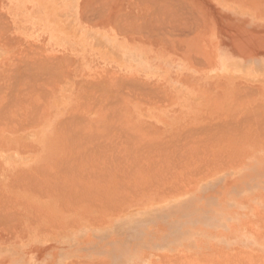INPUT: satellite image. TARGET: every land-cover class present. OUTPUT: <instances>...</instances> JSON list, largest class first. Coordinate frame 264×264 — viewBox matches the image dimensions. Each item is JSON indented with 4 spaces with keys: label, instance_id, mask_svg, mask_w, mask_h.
<instances>
[{
    "label": "rangeland",
    "instance_id": "1",
    "mask_svg": "<svg viewBox=\"0 0 264 264\" xmlns=\"http://www.w3.org/2000/svg\"><path fill=\"white\" fill-rule=\"evenodd\" d=\"M11 1L13 0H10L9 2ZM79 1L80 2L78 3V7H77L78 13L76 14H77V18L82 24H84L87 27H90L91 29L98 28L101 30L111 31L112 33L117 34L119 37H123L124 39L128 40L132 44L134 43L141 44L140 45L141 49L144 50L145 48L148 51V55L150 59H154L156 57L154 54L158 55L155 62L156 61L160 62L161 71H166V72L175 71L176 73H179L181 75V78L176 77L175 81L177 80L179 82V84H176V86L177 85L181 86V87L178 86V88L176 87L177 88L176 90L181 91L182 93L181 95L183 96V99L185 98L181 102L182 108L186 110L191 109L192 107L190 106L189 102L194 100V98L191 97V95L185 93L186 92L184 91L185 86L196 88L200 92V95L206 98L208 105L206 109L201 111L198 115H193L191 117L187 115L171 116L169 118H166L165 124H163L164 123L163 122L161 123V125H152V124L144 123V125L141 128L138 127L139 129L138 135L141 136L137 137L138 138L137 142H135V140L132 141V135H130L131 133L127 135L128 139L130 138L128 142V146H129L128 149H130L131 151L130 154V152L127 149V154H129L130 157L128 156L124 159L109 158L105 156H96L94 158H87V159L66 158V159H61L59 161H54L53 163L48 162V164L45 165L44 167L36 166L31 171H27V172L21 171L17 173L13 177V179L15 178L13 180L14 188L10 190L0 189L1 191L0 192V202H1L0 203L1 206L0 235H14L16 240H20L23 237L30 236L32 240L29 241L32 244H34V242H36L37 244L34 246L32 245L33 246L32 249H23L21 248L22 246H17L16 249L19 250L21 253L23 252L21 255L22 260L19 264H38V263L59 264L58 263L59 258L61 259V257L63 256V254L61 253L62 251L60 249H54L53 246L50 247L48 246L47 248L45 247V245H47L48 242L53 240L51 236H54L55 234L66 238L67 237L76 238L77 236H80V238L87 240L88 234L94 233L93 230L94 228L103 227L104 224H106L107 222L114 221L119 216L126 214L128 211L130 212L131 209H135L138 204H142L147 201H151L155 203L156 206L160 204H164V208H162L158 212V214L146 220L145 222H143V218L141 216L142 214L136 216V218L138 219L140 218V221H138L140 225L137 236V242L139 246L141 245V247H143V249H140L141 252L133 256L134 257L133 261H132L133 257H131V259H129L128 264H181V263L182 264H197V263L198 264H264V250H263L264 249V162H263L264 161V132H263L264 131V127H263L264 99L259 93L251 89L249 90L247 88L245 90L244 87L247 84H243L240 82L242 81L240 79L241 78L243 79V77H245L247 74H250L252 76L260 75L261 72H264V67L257 65H250V66L243 65L236 58L232 57V55L234 54L246 53L249 39L253 40V39L264 38V28H263L264 25L253 23V22H264V0H160V4H159V0H156L157 2H154V0L153 1L150 0L152 2L151 5H149L148 1L147 3L144 1L146 3L145 6H142L144 5L142 0L141 1L140 0L137 1L136 0H91L92 3H90V0L87 1L79 0ZM52 2L53 0H50L47 3L52 4ZM164 4L165 6H163ZM146 5L150 6L151 8H154L156 12L155 11L153 12L152 11L153 9L147 7ZM5 6L6 3L3 0H0V21L2 20L1 22L5 23V24L0 23V28H2L0 30L2 31L4 29L5 31V33H3L2 36L0 37H7L8 34L11 35L12 32L11 19L9 15L4 12ZM161 8L165 13L162 11ZM95 9H98V11ZM101 9L103 10V12ZM157 9H161L160 11L163 13L157 11ZM100 10L101 13L106 15L103 14L101 15ZM132 10H134V12ZM236 10L241 11L240 15H246L251 17L255 16L256 17L255 20L252 21L250 25L255 26L256 28L249 29L248 23L244 24V26L237 24V21L240 22L243 21L241 19L238 20L234 18L236 14H232V12H235ZM96 11L97 13H95ZM131 11L133 14L131 13ZM243 12L245 14H242ZM91 13H93V17ZM114 13H116L117 15L115 16ZM198 13H201L200 15L202 19L200 18V15ZM248 13H251L252 15H248ZM96 14L98 15L95 16ZM151 14L154 17V20H156L157 22L159 21L158 23L161 26L156 24L157 22L152 19L153 17L151 16ZM82 16H85L86 19L85 17L82 18ZM107 16H109V18ZM103 17L104 19L101 20ZM110 17L111 18L115 17L116 19L114 20H118L117 17H120L118 20L119 23L118 21H114L113 19L111 20H113L114 23L113 21L112 24L107 23L105 19H110ZM193 17L197 21L196 20L194 21ZM147 18L150 20L152 26H153V22H156L155 24L157 25V27L156 25H154V27L151 28L150 22H147L149 21L147 20ZM168 18L169 19L171 18V20H169ZM119 24L121 26H124L126 29L128 28L129 32L122 30L123 27L121 28ZM140 24L142 26H140ZM2 25L3 27H1ZM113 25L116 26V28L120 27L121 29L118 28L116 30V28H114ZM143 25L150 26L148 27L149 32L145 30L146 27L144 29L142 28ZM130 26L132 27V29L130 28ZM5 28H7V30ZM154 28L160 30L159 33L160 35L158 34V31L156 32V29L155 32L157 34L153 32ZM142 29L145 31L140 32L142 31ZM196 30H198V32H195ZM118 31L121 32V34ZM151 33H154L156 37ZM161 35H163L165 39ZM151 36L154 37L151 38ZM167 36L169 39L167 38ZM51 40L59 41L58 39H51ZM193 40H197L194 42V45L192 44ZM198 41L200 44L197 43ZM169 42L170 44H168ZM65 43H69V42H65ZM177 43L179 44L178 46ZM182 44L184 46H182ZM187 47L189 48V50ZM200 47L201 49H199ZM180 49H182L181 52L179 51ZM183 51L186 54L187 53L190 54L184 55L185 53ZM190 51H192V53ZM194 52L195 54L196 53L200 54L202 52L201 53L202 56H206V57H204V59L202 60L201 58L203 57H201V54L200 57H198L199 55L198 54H197L198 56L194 55L193 54ZM49 57H51L49 60H53L52 63H55V59H53L52 56H50V54ZM192 57L193 58L195 57L194 58L195 60H193ZM196 57H198L199 60ZM190 58L192 59L190 60ZM50 62L51 61H49V63ZM95 62H97L96 63L97 65L100 63L96 61V59ZM194 63H196L197 66ZM96 64L95 67L97 66ZM65 65H67V63ZM48 66L49 68H51L49 64ZM220 66L225 67L226 70L220 69L219 68ZM98 67L99 66H97L96 69L100 73L96 72L97 76L95 74L84 76L86 80L90 81L91 84L92 83L95 84V86L97 87L96 93L91 92L90 94V99L95 98V100L96 98L98 100L103 96V90L100 88L103 87L102 85L111 86L113 84L112 81L116 82V78L114 76L113 77L112 75L110 76V74L106 73L104 69ZM218 72L220 73V75L225 76L227 78L226 79L224 78V81L222 80V82L217 84L216 81H211V80H214L212 78H214ZM96 77L97 79H95ZM113 78H115V80ZM230 80L231 81L235 80L236 82L229 83ZM170 82L172 81L168 80L167 85ZM127 83L129 87L128 101L130 102L134 100L132 97L133 96L135 97V95H132L130 93L131 91L130 85L133 86L136 85L137 83L138 85L140 84L144 86L145 84L143 82H135L134 84L130 80H127ZM260 84L261 85L264 84V80L260 81ZM150 85L144 86V87L147 86L146 87L147 89L145 88L146 90L144 89L142 94L138 93V97L143 102L146 101L144 102L145 106H152L154 103H164L163 105H169L170 102L174 101L173 98H171V95L168 93L165 85L163 84H159L158 86L156 85L157 88L152 87L155 84L149 87ZM149 88L151 89L149 90ZM247 93L249 95H247ZM155 94H157V96ZM160 94L162 95L160 96ZM241 96L242 99H245L244 101L241 100L242 102H240ZM150 97L153 100L152 104L150 103L151 102ZM163 97H164V101L161 100L163 99ZM214 97L215 98L217 97L218 99V100L216 99L217 103ZM159 98H161L160 102H158ZM185 100L187 101L186 104H185ZM219 102L221 103L219 104ZM256 104L258 107L259 104L261 106L258 108ZM252 107L254 110L257 111L254 110L252 111L251 110ZM257 108L259 109V112L261 114L258 112ZM261 109L263 110V113ZM233 114L236 115V118ZM248 114L251 116L249 117ZM252 115L254 117L258 116V119L254 118ZM260 115H263V117ZM259 118H261L262 122L260 121ZM253 120L256 121V123ZM128 122H130V115ZM211 125L213 126V128H211L212 127ZM199 126L202 129H199ZM231 128H233L234 130L232 129L231 131ZM128 129L130 131V125ZM147 130L149 132H147ZM237 133L238 135H236ZM188 136L192 138L190 139ZM259 136L261 137V139ZM254 137L256 138V140ZM141 138L142 140H140ZM103 152L104 151L101 150L98 151L97 153L103 154ZM225 154L228 155L225 156ZM166 156L167 157L172 156V157L167 158ZM193 156L195 157L193 158ZM257 156H259V160ZM190 159L192 161H190ZM120 163H122V165H120ZM143 163L146 164L144 165ZM154 163L157 165L156 167ZM178 163H179V167H178ZM185 163L187 166L185 165ZM75 164H77L76 165L77 167L75 166ZM109 164L111 166H109ZM149 165H151L150 166L151 169L149 168ZM136 166L137 167L139 166L138 171ZM74 167L78 169L74 170ZM80 169L81 171L78 172ZM192 169L194 170L192 171ZM210 169L212 170L210 171ZM70 171L71 172L73 171L72 175ZM159 171L161 172L159 173ZM44 172H46V174ZM157 172L159 175H157ZM192 174H197V176ZM31 175L33 176L31 177ZM42 175L44 179H42L43 178L41 177ZM83 176H85L86 179L85 177L83 178ZM177 177L180 178L178 179ZM189 178L190 180H188ZM40 179L42 180V182ZM51 180L52 182H50ZM124 183H126L127 185H125ZM133 183L134 185H132ZM55 186H59L60 188H55ZM125 186L127 187L125 188ZM171 186L172 187L174 186V188L177 189H174ZM119 187L121 190L119 189ZM100 188L102 191H100ZM68 189L70 191H68ZM130 189L132 191L135 190L134 191L135 193L132 192ZM93 190H95L96 193ZM129 192L131 193L129 194ZM119 195L120 196L122 195V197H120V200L119 197H117ZM129 195H131L132 197ZM126 196H128V198L125 200ZM244 197L245 199L247 197V199L244 200ZM105 198L113 202H119V201L124 202L125 204H122V206L119 205L120 207H118L117 204H112L113 206L116 205L118 207L116 208V206H114L117 211L114 210L113 206L111 208V205H108L109 206L108 207L107 205L90 204L94 202H99V200L103 201L102 199ZM132 199L134 200L132 201ZM56 201L61 202L63 204L56 205L55 204ZM29 203H31V205ZM52 203L54 204L52 205ZM2 206L5 208V211L3 210L4 208ZM17 211H19V214ZM43 212L44 214H42ZM2 215L3 217H5V219L2 218ZM4 215H6L7 217ZM98 216L99 217L101 216L100 220L97 219ZM38 217L39 219H37ZM11 218L13 220H11ZM96 219L98 221L95 223L93 220ZM1 222H3L4 224H1ZM55 223L58 225H56ZM7 224L10 227L7 226ZM248 226H250V229L248 228L249 230L247 229ZM9 228H10V232H9ZM4 230H6L5 231L6 233L4 232ZM254 230L255 232H257L256 234L258 235H255L252 232ZM113 235L119 236V231H116L115 233H113ZM221 236H224L223 241ZM245 239L248 241H246ZM89 241L90 239L87 240V242ZM60 242L64 244L67 241H60ZM172 243L178 246H182L184 248L188 246L192 247L193 249H188V255H191V257L193 258L191 259L190 257L188 262L186 260V257L183 255V252H181L179 249H175L174 252L173 251L171 252V250L169 248L167 249L166 246ZM12 250L15 254L16 253L15 249ZM214 250L215 251L217 250L216 253L213 252ZM228 251L231 253H229ZM253 254L255 257L252 256ZM137 257L138 260L136 263L135 259ZM215 257H218V260L217 258L215 259ZM207 259L209 260L207 261ZM80 260L83 261H76V263L79 262L78 264H105L104 261L101 262L98 261L97 263L96 262L88 263L87 261H84L85 259H80ZM190 260H194V262H190ZM68 263L73 264L74 262H68Z\"/></svg>",
    "mask_w": 264,
    "mask_h": 264
},
{
    "label": "crops",
    "instance_id": "2",
    "mask_svg": "<svg viewBox=\"0 0 264 264\" xmlns=\"http://www.w3.org/2000/svg\"><path fill=\"white\" fill-rule=\"evenodd\" d=\"M3 1L6 3V6L4 8L5 9L4 12L6 14H8L10 19H11L12 32H11V35H8L7 37H3V39H2V37L0 38V41H1L0 42V62H1V64H0L1 65L0 66V85L2 84V87H3L5 84H7L3 88L0 86V90H1L0 94L3 91V94H2L3 96H0V97H3V98H0V102H1L0 104L3 105L5 108L8 105L7 109H5L4 107H1V105H0V107H1L0 111H2L0 114L2 115L3 110H4V114H6V112H7V115H8V117H7V115L5 116L3 114L2 117H4V118H2L0 115V122L2 123V124H0V126H1V128H0V189L10 190V189L14 188L13 177L21 171H24V172L31 171L36 166L44 167L45 165L48 164V162L53 163L54 161L66 159V157H67V159L69 157H70V159H73V158L87 159V158H94V156L96 157V156L102 155V156L109 157V158H120V157L126 158V156L127 157L129 156L127 154V149H128L127 147H128L129 139H128V136H126V134L128 135L129 133L132 132V134H131L132 135V141H134L138 137V134H139L138 127L139 126L141 128L142 127L141 125H144V123H148V124H152V125H161V123L164 122L163 124H165L166 118H169L171 116H175V115L185 116V115H187V116L191 117L193 115H198L201 111L206 109V107L208 105L206 98L201 96L200 92L196 88L187 87L185 85H184L185 86L184 91H186L185 93L191 95V97H193L194 100L189 102L190 106L192 107L191 109L186 110V109L182 108L181 102L185 98L183 99V96L181 95L182 94L181 91L176 90L179 85L176 86V84H175L176 81L174 80V79H176V76H178V78H181V75L179 73H176L175 71H168V72L162 71V73H163L162 75L165 78H168L170 81H172L168 85H165L168 93L171 95V98H173V100H174V101L170 102L169 105H163L164 103H154L152 106H145L144 102L138 97V93H141V94L143 93L144 86L140 85L142 87V88H140V86H138V84L131 86L130 93L132 95H135V97L134 96L132 97L133 99L134 98L135 99L129 102L128 97H127L129 94V87H128V84L126 82V79L122 80L123 82H121V77H123V76H120L121 74L114 75V77L118 78L117 80L120 82V83L118 82L119 84H117V86H116V84H115V86H113V85L109 86V88H108V85L103 86L105 88L101 87V89H103V90L105 89L103 91L104 96H102L98 100L97 99L95 100V98L90 99L91 92L96 93L97 87L95 86V84L91 85V82L89 83V81L86 80L84 78V76L85 75H94L98 71L95 67V64H96L95 59H93V57H86L85 55H81L78 51L72 52L71 45L69 43H64L61 40L60 41H52L51 39H49V34H48L47 26H46V21L48 18L47 12L45 11L43 6H38V3H39V5L40 4L44 5L46 3V0H13L11 2H7L5 0H3ZM240 12L241 11H239V10L232 12V14H236V16L234 17L235 19H238V20L241 19L243 21V22L237 21V24L244 26V24L248 23L249 29H255L256 27L251 26L250 23H252V21H254L256 17L254 15H253L254 17L246 16V15H240ZM242 14H245V13L243 12ZM248 15H252V14L248 13ZM253 23H255V24L258 23V24L264 25V22H253ZM87 28H90V27H87ZM263 28H264V26H263ZM109 33L111 35H113L115 38H117L119 41H125V42L128 41V40L124 39L123 37H119L117 34L112 33L111 31H109ZM14 36H15V40L10 39V38H14ZM17 37H18V39H17ZM5 38H7V39H5ZM6 41L10 42L11 45H13V46H11L10 43H8V42L6 44ZM15 41L17 43H15ZM19 42L21 45L19 44ZM30 42L32 43V46H31ZM248 42L249 43L247 44L246 53L234 54V55H232V57L236 58L243 65H249V66L250 65H257V66L264 67V38L253 39V40L249 39ZM8 44L10 45V47H7ZM33 44H35V45L33 46ZM36 44H38L41 47H38ZM140 45L141 44H138V43L132 44V46H134V49L142 50ZM25 47L27 48V50L33 49V51L30 50L31 53L26 51V53H28V54L30 53L29 54L30 59L32 58L31 56H33L34 52L37 53V54H34V57H33L36 60L28 59L29 60L28 61L26 59L28 61V66H27V61L25 62V57H26L25 56L26 55ZM40 48L43 50L44 53H42V50H40ZM38 52L42 53L43 55L40 54V56H37V55H39ZM17 53H19V54H17ZM21 54H22V56H21ZM49 54L51 56H53L54 59L57 58L55 63L57 62L56 65H58V68H56V66L54 64L53 66H55V68L52 67L50 69V72H49L48 71L49 67H47V70H46L47 72H46L45 71L46 65H44V62H46L45 64H47V63L49 64V62L47 61V59H49ZM35 55L37 56V58L35 57ZM41 56L44 57L45 61L42 62L43 57H41ZM45 56H47L48 58H45ZM23 57H24V59H23ZM26 58H28V56ZM41 58H42V60H41ZM18 59H19V61H20V59L22 61L24 60L23 62L25 64L24 63L23 64L26 65L27 68H26V66L23 67L22 61H20V64L22 66H20L19 61L16 64V61ZM66 59L68 60V62H66L67 61ZM37 60L40 61L39 63L42 64L41 66L39 65V63L36 64ZM58 60H59V62H58ZM69 60L72 61V63ZM14 61H15L16 65H13ZM31 61L35 62V68H34L33 62H31ZM29 63L30 64L32 63V67L35 69V71H34V69L32 70V68L29 66L30 65ZM66 63H67V65H65ZM156 64L160 67L159 61H156ZM63 65H65L69 70ZM14 66H15V69H14ZM17 66H20V67H17ZM38 66L40 68H42V66H43V68L41 70L42 71L44 70L46 73L39 72L40 69ZM7 68H8V71H7ZM10 68H11V70H10ZM21 68H23L24 70ZM60 69H61V71H60ZM15 70H16V72H14ZM29 70H31V71H29ZM55 70H57L60 74L58 75V72ZM11 71L13 73L12 76H14V77L10 76ZM32 71H33V73H32ZM61 72H62V74H61ZM66 72L68 74H66ZM1 73L3 74V77H2ZM40 73H42V74H40ZM49 73L52 75H50ZM18 74L20 75V79H19ZM45 74H47V75H45ZM17 75H18V78H17ZM23 75H25V78ZM29 75L31 77L32 76H34V77L31 78ZM110 75H112V74H110ZM5 76H6V78H5ZM7 76H8V78H7ZM45 76L46 77L48 76V78L46 79L47 81L45 80ZM49 76H50V78H49ZM63 76H64V78H63ZM38 77L40 79H38ZM21 78H22V80H21ZM26 78H29V79H26ZM212 79H214V80H211V81H216L217 84L222 82V80L224 81V77L222 75H220L219 72ZM13 80H15V81H13ZM38 80L43 85L38 84V83H40V82H38ZM42 80L45 84L42 82ZM58 80H60V81H58ZM24 81H25V83H24ZM32 81H33V83H32ZM26 82L28 83L29 86L26 84ZM35 82L37 85L35 84ZM137 82H139V81H137ZM123 83L125 85H123ZM13 84L15 86H13ZM16 84L17 85L19 84L20 86H17ZM21 85H23V86H21ZM34 85L36 86L35 88H34ZM44 85H46V87H44ZM118 85H119L120 89L118 88ZM256 85L260 86L261 84L259 83ZM11 86H13L14 89H12ZM26 86L28 89L26 88ZM30 86L32 88H30ZM40 86L43 87V89ZM262 86H263V90H258L256 88V86H254V87L252 86V87L256 88V89H253V91L259 93L264 99V84H262ZM20 87H21V89H24V91L26 89L27 92L25 93L23 90H20ZM22 87H24V88H22ZM39 87L41 88V90H39L40 89ZM48 87L51 89L45 90V88H48ZM179 87H181V86H179ZM252 87H250L248 89H251ZM135 88H138V89H135ZM34 89H38V90L36 91ZM33 90H34L35 94H33L34 93ZM28 91L31 93H28ZM38 91H42L43 93L42 92L40 93ZM46 91H48L47 95H46ZM109 91H111L112 94ZM112 91L115 92L116 94H114ZM16 94H19V95H16ZM27 94H29V96ZM31 94L36 95V98L33 95L31 96ZM41 94H44V96H42ZM49 96H50V99H49ZM13 97H15V98H13ZM21 97H23L24 99L23 98L21 99ZM32 97L34 98L33 100H35L36 103H35V101H31ZM37 97L40 99L38 100ZM103 97H104V99H102ZM115 97H118V98H115ZM18 98L21 100L27 99L28 101L27 100L24 102L21 100L16 101ZM120 98H125V99L121 100ZM11 99H12V101H11ZM14 99H16V100H14ZM41 99H43L44 102H42ZM7 100L8 101L10 100V101L8 102ZM14 101L16 102V105H15ZM20 101L22 104L20 103ZM30 101L33 104H30L31 103ZM38 101H40V102L38 103ZM121 101H124V104H122L123 102L121 103ZM105 102H106V104H105ZM117 102L119 105H117ZM17 103H18V106H17ZM27 103L30 106L27 105ZM34 103L36 105L40 106L39 108L42 110H39L38 106L36 108L35 107L36 105H34ZM85 103H86L87 108L85 106ZM102 103H104V104H102ZM109 103H111V104H109ZM9 105L11 107H9ZM12 105L14 106V109H13ZM41 105L43 107H45V105L46 106L48 105L46 107L48 110H45L46 108L43 109ZM99 105H100V107H98ZM108 105H109V107H108ZM15 106L17 107L18 111L15 110ZM21 106H23L22 107L23 109L19 110ZM26 106H28V107L26 108ZM31 106H32V108L34 107L33 108L34 113H33V109L31 111ZM123 106H125L127 108L124 109ZM24 108L25 109L29 108L30 110H27L28 111L27 112ZM142 108H144V109H142ZM10 109H12V110H10ZM35 109H38V110L36 111ZM125 110L128 112H126ZM15 111H16V113L17 112L18 113L17 114L14 113ZM30 111H31V113H33L34 116H32ZM45 111H47V112H45ZM11 112H13V113H11ZM21 112L22 113L25 112L24 114H26V115H24V114L22 115ZM43 112H44V114H43ZM124 112H126L125 116H123ZM122 113H123V115H122ZM13 114H15V116H17L19 114V116H17L15 118V116ZM36 114H38V115H36ZM119 114L122 116H120ZM72 115H74V116H72ZM126 115L128 117H126ZM129 115H130V122H128ZM35 116L36 117L38 116L39 119L40 118H42V119L39 120L38 117L36 118ZM82 116H83V118H82ZM24 117L26 118L27 121L24 119ZM72 117L74 118L75 121L73 119H71ZM117 117L120 118V120L123 117V120H121V122H120V120ZM68 118H70V119H68ZM60 119H61V121H60ZM111 119H113V120H111ZM86 120L89 122H87ZM17 121H21V122L18 123ZM68 121H69L70 125H69ZM114 121H115V123H114ZM16 122L18 123V125L15 124ZM85 122L88 125H86ZM21 123H22V125L25 124V125H23L25 128H23V126L20 125ZM71 123H73L72 127H71ZM82 124H83V126H85V128L83 126H81ZM100 124H101V126H105V127H101ZM113 124H115L114 127H112ZM134 124H135L136 128H134ZM108 125H109V127H108ZM129 125H130V132L128 129ZM4 126L5 127L7 126L6 130H4L5 129ZM30 126H32V127H30ZM61 126H63V127H61ZM67 126H68V128H67ZM86 126H88L89 128H86ZM92 126H93V128L96 126V128L93 129ZM118 126H119V128H118ZM64 127L66 128V130H63V129H65ZM77 127H78V130L80 128L79 131L78 130L76 131ZM17 128H18V130H17ZM81 128L84 129V134L82 133L83 130ZM110 128H113V129H110ZM121 128L124 130V132ZM124 128H127V129L125 130ZM7 129L8 130L10 129V131H8ZM72 129H74L75 131ZM118 129L120 132L118 131ZM87 130L88 131L91 130V132H93L94 134H96L98 132L99 133L97 135H94L93 136L94 138H92L91 136L93 134L89 136L90 132L88 133ZM94 130H96V132ZM105 130H107V131H105ZM85 131L87 132L86 135H88V136L85 135ZM111 132H112V134H111ZM104 133H105V136H107V137L104 136ZM76 134L78 136H76ZM107 134L109 135V139H108ZM114 134H115V136H114ZM121 134H122V137H120ZM68 135H70V136H68ZM99 135H102L101 138ZM79 136H80L79 139H81L80 140L81 142L83 140H85L82 142L83 145H80L81 142L78 140ZM114 137H116V139ZM86 138H87V140H86ZM67 139H70L72 141H70V140L67 141ZM73 139H75V140L73 141ZM89 139H90V141H92L94 139V141L90 142ZM95 139H97L98 141H100L101 139H104L105 141L102 140L99 143V142H97V140L95 141ZM111 139H113V140H111ZM109 140H111V141H109ZM116 141H118V142H116ZM76 142H77V144H76ZM86 142H88V143H86ZM93 142H95V143L92 144ZM3 143H5V144H3ZM23 143H25V144H23ZM102 143H104V144H102ZM74 144L76 147L73 146ZM11 145H12V147H11ZM87 145H89V146H87ZM111 145L114 147V149H113V147H111ZM102 146H103V148H102ZM125 146H127V147L125 148ZM108 147L110 149L111 148L112 149L110 150ZM22 148L26 149L25 152H24V149L22 151ZM29 148H30V150H29ZM124 148H125V150H124ZM101 150L104 151L103 154L97 153L98 151H101ZM85 152H87V153H85ZM115 152H117V153L115 154ZM95 154H97V155H95ZM105 154H107V155H105ZM122 154H123V156H122ZM88 155H89V157H88ZM120 165H122V163H120ZM55 188H60V187L55 186ZM102 200L103 201L94 202V203H90V204H96L97 203L96 205H98V204L99 205L100 204L101 205H107V204L108 205H111V204L119 205L122 203V202L121 203L120 202L114 203L113 201H110L106 198L102 199ZM29 204L31 205V203H29ZM53 204L54 203H52V205ZM55 204L60 205L63 203L56 201ZM123 204H125V203L123 202ZM123 216L121 215L119 217H123ZM111 223H113V221L107 222L106 224H104L103 228L102 227H97L94 229L91 228L94 230V233L89 234L90 235L89 238L92 239V240L90 239L89 242H87L84 239L81 240L80 236H77L76 238H74V237H71V238L67 237L66 238V237H62V236L55 234L54 236H51L53 238V240L48 242L47 245H45V247L47 248L48 246L49 247L53 246L54 249H60L62 251L61 253L63 254V256L61 257V259L59 258V262H58L59 264H66L68 262L81 261L80 259H85L84 261H87L88 263H95V262L97 263L98 261L99 262L104 261L105 264H128L129 259H131V257H133L135 254H138L139 252H141L140 249H143V247H141V245L139 246L138 242H137L139 225H137L136 227H133L134 228L133 231H131V230L128 231L129 229L119 230V236L115 237V235H113V233H115L116 231L112 232V231L106 229L107 226H111ZM101 228H102V230H101ZM39 239H42V238H39ZM29 240H32L30 236L29 237H23L20 240H16L14 235H0V254H1L0 263L9 264L11 262V258L9 257L10 255L8 256V254L11 253V254L15 255L12 249H16L17 246H22L21 248H23V249H32L34 245H37L36 242H34V244H32ZM57 240L59 242L60 241H67V240L68 241L73 240L75 242L70 243L67 241L66 243L62 244V243H59ZM114 249H124L125 253H123V254L118 253L117 254V252H115ZM2 253H5V254H3L4 256L2 255ZM72 253H74L75 257H71V259H67V257ZM133 260H134V257L132 258V261ZM135 260L137 263L138 257Z\"/></svg>",
    "mask_w": 264,
    "mask_h": 264
},
{
    "label": "bare ground",
    "instance_id": "3",
    "mask_svg": "<svg viewBox=\"0 0 264 264\" xmlns=\"http://www.w3.org/2000/svg\"><path fill=\"white\" fill-rule=\"evenodd\" d=\"M10 1V0H9ZM8 0H7V2H9ZM48 1H50V0H46V3L44 4V5H39L38 4V6H43L44 7V9H45V11L47 12V16H48V18H47V21H46V26H47V30H48V34H49V39H58L59 41L61 40V41H63L64 43L65 42H69V44L71 45V50H72V52L74 51H78L81 55H85L86 57H93L94 59H96V61H98V62H100L97 66H99L98 68H102V69H104L105 70V72L106 73H108V74H112V77L114 76V75H119V74H121L120 76H123V77H121V82H123L122 80H124V79H126V82H127V80H130L131 82H133L134 84H135V82H137V81H139V82H143L145 85H153V84H155L154 86H152V87H155V88H157L156 87V85L158 86L159 84H163V85H167V82H168V78H165L162 74V71H161V67H159L157 64H156V62H155V60L157 59V56L158 55H156V54H154L156 57L154 58V59H150L149 58V55H148V51L144 48V50L142 49V50H139V49H134V46H132V44H131V42H129V41H119L117 38H115L113 35H111L110 33H109V31L108 30H101V29H98V28H96V29H90V28H87L84 24H82L80 21H79V19L77 18V14L76 13H78L77 12V7H78V3L80 2L79 0H53V2H52V4H49V3H47ZM84 1V0H83ZM87 1V0H86ZM137 1V0H136ZM141 1V0H140ZM143 1V3H144V5H142V6H145V4L147 3V1L149 2V5H151V1H153V0H142ZM146 3H145V2ZM95 2V1H94ZM101 2V1H100ZM124 2V1H123ZM154 2H157L156 0H154ZM90 3H92L91 2V0H90ZM109 3V2H108ZM117 3V2H116ZM129 3V2H128ZM85 4V3H84ZM83 4V5H84ZM96 4V3H95ZM141 4V3H140ZM159 4H160V0H159ZM88 5V4H87ZM110 5V4H109ZM118 5V4H117ZM95 6V5H94ZM97 6H98V3H97ZM101 6V5H100ZM147 6V5H146ZM161 6H162V4H161ZM163 6H165V4L163 5ZM89 7V6H88ZM104 7V6H103ZM107 7H108V5H107ZM147 7H149V8H151L150 6H147ZM153 7H154V5H153ZM194 7H195V5H194ZM198 7V6H197ZM95 8V7H94ZM93 8V9H94ZM120 8V7H119ZM156 8V7H155ZM92 9V10H93ZM103 9V8H102ZM101 9V10H102ZM133 9V8H132ZM151 9H153L152 11L154 12L155 10H154V8H151ZM150 9V10H151ZM162 9V8H161ZM161 9H157V11H160ZM85 10V9H84ZM83 10V11H84ZM87 10V9H86ZM95 10H97L98 11V9H95ZM101 10H100V13H101ZM97 11L95 12V13H97ZM106 11V10H105ZM111 11V10H110ZM133 12H134V10H132ZM132 11H131V13H132ZM143 11V10H142ZM162 11H163V9H162ZM195 11H196V9H195ZM44 12V11H43ZM85 12V11H84ZM92 12V11H91ZM102 12H103V10H102ZM114 12H116V11H114ZM122 12V11H121ZM146 12H147V9H146ZM156 12V11H155ZM161 12V11H160ZM164 12V11H163ZM163 12H161V13H163ZM200 12V11H199ZM94 13V14H95ZM100 13H98V14H100ZM108 13V12H107ZM129 13V12H128ZM143 13V12H142ZM144 13H145V11H144ZM149 13V12H148ZM165 13V12H164ZM4 14V13H3ZM84 14V13H83ZM82 14V15H83ZM92 14V17H93V13H91ZM98 14H96L95 16H97ZM103 13H101V15H102ZM115 14V16L117 15L116 13H114ZM133 14V13H132ZM147 14V13H146ZM153 14V13H152ZM151 14V16L153 17V15ZM155 14V13H154ZM160 14V13H159ZM199 15L201 14V13H198ZM103 15H106V14H103ZM127 15V14H126ZM135 15V14H134ZM138 15V14H137ZM145 15V14H144ZM91 16V15H90ZM128 16V15H127ZM142 16H143V14H142ZM151 16H149V17H151ZM193 16V15H192ZM205 16V15H204ZM83 17H85V16H82V18ZM88 17V16H87ZM105 17V16H104ZM104 17L101 19V20H103L104 19ZM108 18H109V16H107ZM125 17V16H124ZM131 17V16H130ZM140 17H141V15H140ZM148 17V18H149ZM166 17V16H165ZM168 17V16H167ZM100 18H101V16H100ZM100 18H98V19H100ZM118 18V20H119V18L120 17H117ZM139 18V17H138ZM146 18V17H145ZM147 18V20H149ZM156 18H157V15H156ZM155 18V19H156ZM192 18V17H191ZM194 18V17H193ZM200 18H201V15H200ZM199 18V19H200ZM85 19H86V17H85ZM88 19V18H87ZM92 19V18H91ZM111 19H116L115 17L114 18H111L110 17V19H105L106 21H107V23H111L112 24V21L113 20H111ZM122 19V18H121ZM135 19H137V18H135ZM144 19V18H143ZM151 19V18H150ZM153 20H154V17L152 18ZM151 19V20H152ZM161 19H164V18H161ZM169 19V18H168ZM202 19V18H201ZM100 20V21H101ZM118 20H114V21H118ZM123 20V19H122ZM131 20V19H130ZM141 20V19H140ZM146 20V21H147ZM169 20H171V18L169 19ZM168 20V21H169ZM173 20V19H172ZM194 21L196 20L195 18L193 19ZM2 21V20H1ZM0 21V23L2 24L3 22H1ZM84 21H86V20H84ZM88 21V20H87ZM93 21V20H92ZM96 21V20H95ZM99 21V20H98ZM108 21H111V22H108ZM114 21H113V23H114ZM129 21V20H128ZM133 21H134V19H133ZM132 21V22H133ZM139 21V20H138ZM145 21V22H146ZM154 21H156V20H154ZM163 21V20H162ZM162 21H161V23H162ZM197 21V20H196ZM205 21V20H204ZM9 22V21H8ZM97 22V21H96ZM124 22V21H123ZM127 22V21H126ZM131 22V21H130ZM144 22V21H143ZM143 22H142V24H143ZM147 22H150V20L149 21H147ZM153 22V21H152ZM157 22V21H156ZM156 22H153V26H152V24H151V22H150V25H151V28H153L154 27V25H156V24H158V25H160L158 22L156 23ZM165 22V21H164ZM192 22V21H191ZM6 23H7V20H6ZM91 23H93V22H91ZM107 23H106V25H107ZM117 23V22H116ZM118 23H119V21H118ZM137 23V22H136ZM140 23H141V21H140ZM156 23V24H155ZM171 23V22H170ZM3 24H5V23H3ZM10 24V23H9ZM9 24H8V26H9ZM126 24V23H125ZM135 24V23H134ZM134 24H132V25H134ZM147 24V23H146ZM128 25V24H127ZM138 25H139V23H138ZM137 25V26H138ZM148 25H149V23H148ZM148 25H143V29L145 28V30H147V32H149L148 31V27H150V26H148ZM114 26V25H113ZM119 26H121L120 24H119ZM140 26H142L141 24H140ZM161 26V25H160ZM1 27H3V25L1 26ZM5 27H7V26H5ZM125 28L124 26H121V28ZM134 27V26H133ZM156 27H157V25H156ZM159 27V26H158ZM8 28H10V27H8ZM45 28V27H44ZM114 28H116V26H114ZM118 28H120V27H117L116 28V30L118 29ZM120 28V29H121ZM122 28V30H125V31H128L129 32V30H128V28L126 29H123ZM130 28L132 29V27L130 26ZM151 28H150V30H151ZM191 28H193V27H191ZM197 28H198V26H197ZM0 29H2V28H0ZM6 30H7V28H5ZM46 29V28H45ZM134 29V28H133ZM137 29V28H136ZM142 29V31H140V32H143V31H145V30H143ZM155 29L156 28H154L152 31L153 32H155ZM193 29H195V28H193ZM205 29V28H204ZM141 30V29H140ZM198 30H200V29H198ZM198 30H196L195 32H198ZM1 31V30H0ZM9 31V30H8ZM132 31V30H131ZM152 31H150V32H152ZM158 31V34L160 33V30H157L156 29V32ZM164 31V30H163ZM194 31V30H193ZM2 32V33H1ZM0 32V36H2V34L3 33H5V31H4V29L2 30ZM119 32V31H118ZM134 32V31H133ZM140 32H138V33H140ZM155 32V34H157ZM195 32H194V34H195ZM202 32V31H201ZM6 33H7V31H6ZM117 33V32H116ZM120 34H121V32H119ZM118 33V34H119ZM166 33V32H165ZM193 33V32H192ZM123 34H124V32H123ZM130 34V33H129ZM136 34V33H135ZM142 34V33H141ZM148 34V33H147ZM151 34H153L154 35V33H151ZM163 34V33H162ZM167 34V33H166ZM193 34V35H194ZM9 35V34H8ZM149 35V34H148ZM160 35V34H159ZM158 35V36H159ZM169 35V34H168ZM192 35V36H193ZM7 36V35H6ZM150 36V35H149ZM155 37H156V35H154ZM154 36H151V38L152 37H154ZM161 36H163V35H161ZM144 37V36H143ZM164 37V36H163ZM163 37H162V39H163ZM1 38V37H0ZM145 38H146V36H145ZM167 38H168V36H167ZM198 38H200V37H198ZM2 39H3V37H2ZM5 39H7V38H5ZM10 39H14L15 40V36H14V38H10ZM17 39H18V37H17ZM149 39V38H148ZM156 39H159V38H156ZM164 39H165V37H164ZM169 39V38H168ZM190 39V38H189ZM195 39V38H194ZM146 40V39H145ZM154 40V39H153ZM153 40H151V41H153ZM167 40V39H166ZM172 40V39H171ZM199 40V39H198ZM17 41V40H16ZM15 41V43H17ZM162 41H164V40H162ZM168 41V40H167ZM170 41V40H169ZM179 41H181V40H179ZM183 41V40H182ZM195 41H197V40H193L192 42V44L194 45V42ZM202 41V40H201ZM1 42V41H0ZM7 42L8 41H6V44H7ZM12 42V41H11ZM21 42V41H20ZM20 42H19V44H20ZM161 42V41H160ZM166 42V41H165ZM164 42V43H165ZM171 42V41H170ZM170 42L168 43V44H170ZM185 42V41H184ZM187 42H188V40H187ZM5 43V42H4ZM8 43H10V42H8ZM31 43V42H30ZM29 43V44H30ZM197 43H199V41L197 42ZM196 43V44H197ZM163 44V43H162ZM168 44H166V45H168ZM173 44H175V43H173ZM185 44V43H184ZM190 44H191V42H190ZM196 44H195V46H196ZM200 44V43H199ZM3 45V44H2ZM5 45V44H4ZM10 45H11V43H10ZM10 45L8 44V46L7 47H10ZM21 45V44H20ZM35 44H33V46H34ZM38 47H41V46H39L38 44H36ZM179 44L177 43V46H178ZM6 46V45H5ZM11 46H13V45H11ZM31 46H32V43H31ZM170 46H172V45H170ZM170 46H169V48H170ZM182 46H184L183 44H182ZM181 46V47H182ZM186 46V45H185ZM188 46V45H187ZM195 46H194V49H195ZM24 47V46H23ZM30 47V46H29ZM28 47V48H29ZM133 47V48H132ZM168 47V46H167ZM189 47H190V45H189ZM202 47V46H201ZM201 47L199 48V49H201ZM34 48V47H33ZM36 48V47H35ZM183 48V47H182ZM188 48V47H187ZM187 48H185V49H187ZM25 53H26V51L27 52H30V50H27V48L25 47ZM38 49V48H37ZM179 49V48H178ZM191 49H192V47H191ZM24 50V49H23ZM40 50H42L41 48H40ZM172 50V49H171ZM173 50H175V49H173ZM181 50L182 49H180L179 51L181 52ZM184 50V49H183ZM188 50H189V48H188ZM31 51H33V49L31 50ZM35 51V50H34ZM187 51V50H186ZM193 51H196V50H193ZM200 51V50H199ZM203 51V50H202ZM184 52V51H183ZM188 52V51H187ZM191 53H192V51H190ZM198 52V51H197ZM16 53V52H15ZM22 53V52H21ZM24 53V52H23ZM31 53V52H30ZM29 53V54H30ZM33 53V52H32ZM39 53V52H38ZM42 53H44L43 52V50H42ZM42 53H39V55H37V56H40V54H42ZM185 53V52H184ZM183 53V54H184ZM202 53V52H201ZM200 53V54H201ZM211 53H212V51H211ZM17 54H19V53H17ZM28 53H26V57L28 56V58H26L25 57V62L28 60V59H30L29 58V54L27 55ZM34 54H37V53H35L34 52ZM34 54H33V56H31L32 58L30 59V60H36V59H34L33 57H34ZM187 54H190V53H187ZM186 53L184 54V55H187ZM194 55H197L198 53H196L195 54V52L193 53ZM200 54H198L197 56L198 57H200ZM13 55V54H12ZM16 55V54H15ZM43 55V54H42ZM192 55V54H191ZM190 55V56H191ZM193 55V56H194ZM205 55V54H204ZM11 56V55H10ZM9 56V57H10ZM14 56V55H13ZM21 56H22V54H21ZM37 56L35 55V57L37 58ZM51 56V55H50ZM189 56V57H190ZM15 57V56H14ZM17 57V56H16ZM20 57V56H19ZM41 57H43V56H41ZM161 57V56H160ZM198 57H196L197 59H198ZM201 57H203V58H201L202 60L204 59V57H206V56H202V54H201ZM39 58V57H38ZM45 58H48L47 56H45ZM51 57H49V59H50ZM52 58H53V56H52ZM72 58V57H71ZM186 58H188V57H186ZM193 58V57H192ZM192 58H190V60L192 59ZM195 58V57H194ZM193 58V60H195ZM9 59V58H8ZM15 59V58H14ZM13 59V60H14ZM22 59V58H21ZM20 59V61H22ZM23 59H24V57H23ZM27 59V60H26ZM40 59V58H39ZM49 59H47V61L49 60ZM54 59V58H53ZM70 59V58H69ZM208 59H210V58H208ZM6 60V59H5ZM41 60H42V58H41ZM57 60V58H55V61ZM67 60V59H66ZM65 60V61H66ZM72 60V59H71ZM74 60V59H73ZM199 60V59H198ZM19 61V59L16 61V64H17V62ZM20 61H19V64H20ZM24 61V60H23ZM22 61V65H23V67L24 66H26V65H24L25 63ZM29 61V60H28ZM28 61H27V66H28ZM43 61H45L44 60V57H43V60H42V62ZM49 61H51L50 63H49V65L51 66V68H52V65L53 64H55V66H56V68H58V65H56V63H52L53 62V60H49ZM48 61V62H49ZM70 61V60H69ZM75 61V60H74ZM208 61V60H207ZM6 62V61H5ZM31 62H33V61H31ZM37 63L36 64H38L40 61H36ZM58 62H59V60H58ZM66 62H68V60L66 61ZM71 63H72V61H70ZM195 62V61H194ZM209 62V61H208ZM14 64L13 65H16L15 64V61L13 62ZM24 63V64H23ZM46 62H44V65H46V69H45V71L47 70V67H49L48 66V63L47 64H45ZM62 63V62H61ZM97 63V62H96ZM178 63V62H177ZM176 63V64H177ZM196 63H197V61H196ZM196 63H194L195 65H196ZM0 64H1V62H0ZM7 64V63H6ZM5 64V65H6ZM30 64V63H29ZM33 64H34V68H35V62H33ZM162 64V63H161ZM193 64V65H194ZM204 64H206V63H204ZM8 65V64H7ZM21 64H20V66H22ZM39 65L41 66L42 64H40L39 63ZM200 65H201V63H200ZM1 66V65H0ZM10 66V65H9ZM20 66H17V67H20ZM27 66H26V68H27ZM31 68H32V70L34 69L33 67H32V63L29 65ZM37 66V65H36ZM43 66H42V68H43ZM55 66H53L54 68H55ZM63 66H65V65H63ZM62 66V67H63ZM69 66V65H68ZM97 66H96V68H97ZM197 66V65H196ZM29 67V68H30ZM39 67V66H38ZM66 67V66H65ZM172 67V66H171ZM204 67V66H203ZM25 68V69H26ZM30 68V69H31ZM42 68H40L39 67V69H40V71L39 72H44V73H46L44 70L42 71L41 69ZM51 68H48V71L51 69ZM60 68V67H59ZM67 68V67H66ZM65 68V69H66ZM220 69H223V70H226V68L225 67H223V66H220L219 67ZM14 69H15V66H14ZM20 69V68H19ZM21 69H23V68H21ZM38 69V70H39ZM64 69V68H63ZM68 69V68H67ZM10 70H11V68H10ZM24 70V69H23ZM53 70V69H52ZM69 70V69H68ZM101 70V69H100ZM6 71V70H5ZM7 71H8V68H7ZM13 71V70H12ZM12 71H11V75L10 76H12L13 75V73H12ZM22 71V70H21ZM26 71V70H25ZM24 71V72H25ZM29 71H31V70H29ZM34 71H35V69H34ZM55 71H57V70H55ZM60 71H61V69H60ZM103 71V70H102ZM14 72H16V70L14 71ZM38 72V73H39ZM52 72V71H51ZM58 72V71H57ZM65 72V71H64ZM98 72V71H97ZM28 73V72H27ZM26 73V74H27ZM32 73H33V71H32ZM31 73V74H32ZM55 73V72H54ZM85 73V72H84ZM100 73V72H99ZM209 73V72H208ZM2 74V73H1ZM17 74V73H16ZM21 74V73H20ZM24 74V73H23ZM29 74V73H28ZM40 74H42V73H40ZM50 74V73H49ZM60 73L58 72V75H59ZM61 74H62V72H61ZM64 74V73H63ZM66 74H68L67 72H66ZM87 74V73H86ZM9 75V74H8ZM15 75V74H14ZM19 75V74H18ZM18 75H17V78H18ZM22 75V74H21ZM39 75V74H38ZM45 75H47V74H45ZM50 75H52V74H50ZM56 75V74H55ZM85 75V74H84ZM96 75V74H95ZM16 76V75H15ZM24 76V78H25V75H23ZM22 76V77H23ZM30 76V75H29ZM62 76V75H61ZM60 76V77H61ZM97 76V75H96ZM111 76V75H110ZM2 77H3V74H2ZM12 77H14V76H12ZM28 77V76H27ZM31 77V76H30ZM34 76H32L31 78H33ZM44 77V76H43ZM53 77V76H52ZM176 77H178V76H176ZM225 79L227 78V77H225V76H223ZM5 78H6V76H5ZM7 78H8V76H7ZM23 78V79H24ZM30 78V79H31ZM48 78V76L46 77L45 76V80ZM49 78H50V76H49ZM63 78H64V76H63ZM91 78V77H90ZM103 78V77H102ZM111 78V77H110ZM166 80H165V79ZM4 79V78H3ZM11 79V78H10ZM19 79H20V75H19ZM26 79H29V78H26ZM38 79H40L39 77H38ZM57 79V78H56ZM60 79V78H59ZM95 79H97V77L95 78ZM114 80H115V78H113ZM118 78H116V82L118 83L119 81L117 80ZM21 80H22V78H21ZM35 80V79H34ZM63 80V79H62ZM108 80H110V79H108ZM120 80V79H119ZM175 80V79H174ZM240 80H242V81H240L241 83H243V84H247V85H245V90L247 89V88H250V87H254V86H256V88L258 89V90H263V86L262 85H260V86H258V85H256L257 83H260V81H263L264 80V72H261V74L260 75H257V76H252V75H250V74H247L245 77H243V79L241 78ZM12 81V80H11ZM13 81H15V80H13ZM26 81V80H25ZM25 81H24V83H25ZM28 81V80H27ZM31 81V80H30ZM47 81V80H46ZM49 81V80H48ZM51 81V80H50ZM58 81H60V80H58ZM106 81V80H105ZM20 82V81H19ZM29 82V81H28ZM38 82H40L39 80H38ZM42 82H43V80H42ZM110 82V81H109ZM112 82H113V84H112ZM111 82V84L113 85V86H115V83L116 82H114V81H112ZM178 81L176 80V82H175V84H179V82L177 83ZM234 82H236L235 80H230L229 81V83H234ZM239 82V81H238ZM250 84H248V83ZM11 83V82H10ZM13 83V82H12ZM32 83H33V81H32ZM44 83V82H43ZM50 83V82H49ZM48 83V84H49ZM89 83H90V81H89ZM117 83H116V86H117ZM120 83V82H119ZM118 83V84H119ZM26 84L28 85V83L26 82ZM31 84V83H30ZM35 84H36V82H35ZM38 84H41V82L40 83H38ZM45 84V83H44ZM54 84V83H53ZM56 84V83H55ZM58 84V83H57ZM93 84V83H92ZM91 84V85H92ZM101 84V83H100ZM128 84V83H127ZM137 84V83H136ZM5 85H7V84H5ZM4 85V86H5ZM11 85V84H10ZM17 85V84H16ZM24 85V84H23ZM23 85H21V86H23ZM37 85V84H36ZM41 85H43V84H41ZM102 85V84H101ZM121 85V84H120ZM123 85H125L124 83H123ZM144 85V86H145ZM151 85L149 86V87H151ZM1 87H2V84L0 85ZM3 86V87H4ZM13 86H15L14 84H13ZM13 86H11L12 87V89H14L13 88ZM17 86H20L19 84L17 85ZM25 86V85H24ZM29 86V85H28ZM52 86V85H51ZM55 86V85H54ZM53 86V87H54ZM84 86V85H83ZM102 86H104V85H102ZM127 86V85H126ZM138 86H140V84L138 85ZM239 86H242V85H239ZM2 87V88H3ZM36 86L34 85V88H35ZM38 87V86H37ZM41 87V86H40ZM39 87V88H40ZM44 87H46V85H44ZM86 87V86H85ZM84 87V88H85ZM130 87H131V85H130ZM147 87V86H146ZM146 87H144L143 89H145ZM223 87V86H222ZM251 88V90H253V89H256V88ZM6 88V87H5ZM22 88H24V87H22ZM26 88H27V86H26ZM30 88H32L31 86H30ZM42 89H43V87H41ZM41 88L39 89V90H41ZM90 88V87H89ZM101 88V87H100ZM103 88H105V87H103ZM108 88H109V86H108ZM118 88H119V85H118ZM122 88V87H121ZM140 88H142L141 86H140ZM243 88V87H242ZM11 89V88H10ZM28 89V88H27ZM46 89H49V87L48 88H45V90ZM120 89V88H119ZM135 89H138V88H135ZM147 89V88H146ZM145 89V90H146ZM151 88H149V90H150ZM4 90V89H3ZM6 90V89H5ZM8 90V89H7ZM18 90V89H17ZM20 90H23L24 91V89H21V87H20ZM34 90H38V89H34ZM34 90H33V92H34ZM103 90V89H102ZM105 90V89H104ZM103 90V91H104ZM108 90V89H107ZM106 90V91H107ZM153 90V89H152ZM160 90V89H159ZM250 90V89H249ZM1 91V90H0ZM11 91V90H10ZM16 91V90H15ZM44 91V90H43ZM50 91V90H49ZM154 91V90H153ZM8 92V91H7ZM17 92V91H16ZM25 93L27 92L26 91V89H25V91H24ZM32 92V93H33ZM38 92H42V91H38ZM110 93H111V91H109ZM113 92V91H112ZM147 92V91H146ZM155 92V91H154ZM153 92V93H154ZM158 92V91H157ZM161 92H163V91H161ZM247 92V91H246ZM245 92V93H246ZM6 93V92H5ZM12 93V92H11ZM14 93V92H13ZM22 93V92H21ZM28 93H31V92H29L28 91ZM43 93V92H42ZM47 93H48V91H46V95H47ZM114 94H116L115 92H113ZM118 93V92H117ZM3 94V91H2V93L0 94V96H3L2 95ZM10 94V93H9ZM33 94H35V92L33 93ZM33 94H31V96L33 95ZM112 94V93H111ZM119 94V93H118ZM151 94H152V92H151ZM150 94V95H151ZM163 94V93H162ZM162 94H160V96L162 95ZM235 94V93H234ZM238 94V93H237ZM243 94V93H242ZM253 94V93H252ZM5 95V94H4ZM8 95V94H7ZM16 95H19V94H16ZM23 95V94H22ZM28 96H29V94H27ZM42 96H44V94H41ZM51 95V94H50ZM156 96H157V94H155ZM240 95V94H239ZM246 95V94H245ZM247 95H249L248 93H247ZM251 95V94H250ZM21 96V95H20ZM33 96H35V98H36V95H33ZM39 96V95H38ZM83 96V95H82ZM99 96V95H98ZM102 96V95H101ZM100 96V97H101ZM104 96V95H103ZM106 96V95H105ZM111 96V95H110ZM119 96V95H118ZM159 96V95H158ZM165 96V95H164ZM253 96V95H252ZM17 97V96H16ZM24 97V96H23ZM23 97H21V99L23 98ZM41 97V96H40ZM47 97V96H46ZM109 97V96H108ZM120 97V96H119ZM128 97V96H127ZM152 97V96H151ZM151 97H150V99H151ZM213 97V96H212ZM236 97V96H235ZM248 97V96H247ZM246 97V98H247ZM0 98H3V97H0ZM13 98H15V97H13ZM20 98V97H19ZM14 99V100H16V101H19V100H21V99ZM28 98V97H27ZM30 98V97H29ZM38 98V97H37ZM115 98H118V97H115ZM131 98V97H130ZM129 98V99H130ZM153 98V97H152ZM5 99V98H4ZM24 99V98H23ZM32 100L31 101H35V100H33L34 98L32 97L31 98ZM40 98H38V100H39ZM45 99V98H44ZM49 99H50V96H49ZM85 99V98H84ZM97 99V98H96ZM102 99H104V97L102 98ZM121 100H123V99H125V98H120ZM135 99V98H134ZM155 99V98H154ZM160 99L161 98H159L158 99V102H160ZM212 99V98H211ZM214 99L216 100L217 99V97L215 98L214 97ZM3 100V99H2ZM27 99H25V100H21V101H26ZM42 100V102H44V100L43 99H41ZM48 100V99H47ZM87 100V99H86ZM85 100V101H86ZM113 100V99H112ZM119 100V99H118ZM161 100H163L164 101V97H163V99H161ZM218 100V99H217ZM217 100H216V103H217ZM241 100H245V99H242V96H241V99H240V102H242ZM247 100V99H246ZM8 101V100H7ZM6 101V102H7ZM10 101V100H9ZM8 101V102H9ZM11 101H12V99H11ZM21 101H20V103H21ZM28 101V100H27ZM30 101V102H31ZM109 101V100H108ZM114 101V100H113ZM137 101V100H136ZM152 99H151V104H152ZM162 101V102H163ZM239 101V100H238ZM15 102V101H14ZM40 101H38V103H39ZM95 102V101H94ZM104 102V101H103ZM123 102V103H122ZM144 102H146V101H144ZM149 102V101H148ZM239 102V103H240ZM246 102V101H245ZM1 103V102H0ZM3 103V102H2ZM11 103V102H10ZM26 103V102H25ZM24 103V104H25ZM35 103H36V101H35ZM34 103V105H36ZM121 103L122 104H124V101H121ZM187 103V101L185 100V104ZM215 103V102H214ZM213 103V104H214ZM221 102H219V104H220ZM22 104V103H21ZM30 104H33L32 102L30 103ZM102 104H104V103H102ZM105 104H106V102H105ZM109 104H111V103H109ZM149 104V103H148ZM212 104V105H213ZM236 104H238V103H236ZM243 104H244V102H243ZM1 105V104H0ZM15 105H16V102H15ZM27 105H29L28 103H27ZM97 105V104H96ZM117 105H119L118 104V102H117ZM240 105V104H239ZM17 106H18V103H17ZM20 106V105H19ZM30 106V105H29ZM37 106L38 105H36L35 107L37 108ZM42 106V105H41ZM48 106V105H47ZM46 105H45V107H43L42 106V108L43 109H45L46 107H47ZM83 106V105H82ZM85 106H86V103H85ZM102 106V105H101ZM111 106V105H110ZM234 106V105H233ZM245 106V105H244ZM256 106H257V104H256ZM261 105L259 104V107H260ZM1 107H4L3 105H1ZM0 107V108H1ZM7 107H8V105H7ZM7 107L5 108V109H7ZM9 107H11L10 105H9ZM12 107H13V109H14V106L12 105ZM23 106H21L20 107V109L19 110H21V109H23L22 108ZM28 106H26V108H27ZM40 106H38V108H39ZM93 107V106H92ZM98 107H100V105L98 106ZM108 107H109V105H108ZM258 107V106H257ZM258 107V108H259ZM19 108V107H18ZM34 108V107H33ZM32 106H31V111H32ZM73 108V107H72ZM84 108V107H83ZM86 108H87V106H86ZM123 108L124 109H126L127 107H125V106H123ZM254 108H255V106H254ZM257 108V109H258ZM25 109V108H24ZM107 109V108H106ZM142 109H144V108H142ZM243 109V108H242ZM10 110H12V109H10ZM15 110H17V107L15 106ZM26 111L27 110H30L29 108L28 109H25ZM36 111L38 110V109H35ZM39 110H42V109H40L39 108ZM45 110H48L47 108L45 109ZM74 110V109H73ZM130 110V109H129ZM252 111L254 110L253 109V107H252V109H251ZM262 110V109H261ZM260 110V111H261ZM14 111V110H13ZM18 111V110H17ZM31 111H30V113H31ZM75 111V110H74ZM126 111V110H125ZM249 111V110H248ZM252 111H250V112H252ZM254 111H257V110H254ZM2 111H0V113H1ZM10 112V111H9ZM8 112V113H9ZM28 112V111H27ZM26 112V113H27ZM41 112V111H40ZM39 112V113H40ZM45 112H47V111H45ZM123 112V111H122ZM126 112H128V111H126ZM126 112H124V115H123V113H122V115L123 116H125V113ZM258 112H259V109H258ZM258 112H257V114H258ZM11 113H13V112H11ZM10 113V114H11ZM14 113H16V111L14 112ZM18 113V112H17ZM16 113V114H17ZM22 113V112H21ZM25 113V112H24ZM24 113H22V115L24 114ZM33 113H34V109H33ZM33 113H31L32 114V116H34L33 115ZM36 113V112H35ZM78 113V112H77ZM80 113V112H79ZM244 113V112H243ZM242 113V114H243ZM260 113V112H259ZM262 113H263V110H262ZM3 114H4V110H3ZM2 114V115H3ZM43 114H44V112H43ZM42 114V115H43ZM47 114V113H46ZM107 114V113H106ZM121 114V113H120ZM119 114V115H120ZM237 114V113H236ZM246 114H247V111H246ZM250 114V113H249ZM248 114V115H249ZM252 114V113H251ZM255 114H256V112H255ZM261 114V113H260ZM1 115V114H0ZM2 115H1V117H2ZM5 116L7 115V112H6V114H4ZM14 116H15V114H13ZM24 115H26V114H24ZM29 115V114H28ZM36 115H38V114H36ZM40 115V114H39ZM41 115V116H42ZM122 115H120V116H122ZM219 115V114H218ZM234 115V114H233ZM241 115V114H240ZM253 115H254V113H253ZM252 115V116H253ZM10 116V115H9ZM17 116H19V114L17 115ZM17 116H15V118L17 117ZM31 116V117H32ZM72 116H74V115H72ZM235 116V118H236V115H234ZM243 116V115H242ZM241 116V117H242ZM251 115H249V117H250ZM260 116H262L263 117V115H260ZM259 116V117H260ZM7 117H8V115H7ZM36 117V116H35ZM38 117V116H37ZM36 117V118H37ZM43 117V116H42ZM68 117V116H67ZM119 117V116H118ZM117 117V118H118ZM126 117H128L127 115H126ZM228 117V116H227ZM230 117V116H229ZM248 117V116H247ZM246 117V118H247ZM254 117V116H253ZM261 117V118H262ZM2 118H4V117H2ZM11 118V117H10ZM14 118V119H15ZM28 118V117H27ZM33 118V117H32ZM81 118V117H80ZM82 118H83V116H82ZM206 118V117H205ZM239 118V117H238ZM244 118V117H243ZM242 118V119H243ZM245 118V119H246ZM254 118H256V119H258V116H256V117H254ZM261 118H259L260 119V121H261ZM264 118V117H263ZM24 119L26 120V118L24 117ZM29 119V118H28ZM35 119V118H34ZM38 119H39V117H38ZM40 119H42V118H40ZM39 119V120H40ZM68 119H70V118H68ZM71 119H73L74 120V118L72 117ZM87 119V118H86ZM119 120H120V118H118ZM126 119V118H125ZM244 119V120H245ZM248 119V118H247ZM30 120V119H29ZM32 120V119H31ZM84 120V119H83ZM109 120V119H108ZM111 120H113V119H111ZM121 120H123V117H122V119ZM121 120H120V122H121ZM133 120V119H132ZM230 120V119H229ZM228 120V121H229ZM4 121V120H3ZM2 121V122H3ZM27 121V120H26ZM37 121V120H36ZM35 121V122H36ZM60 121H61V119H60ZM71 121V120H70ZM75 121V120H74ZM87 121V120H86ZM232 121V120H231ZM243 121V120H242ZM254 121V120H253ZM252 121V122H253ZM259 121V120H258ZM18 123L19 122H21V121H17ZM15 123L16 125H18V123ZM30 122V121H29ZM34 122V123H35ZM73 122V121H72ZM79 122V121H78ZM87 122H89V121H87ZM123 122V121H122ZM125 122V121H124ZM127 122V121H126ZM237 122V121H236ZM235 122V123H236ZM255 123H256V121H254ZM262 122V121H261ZM12 123V122H11ZM25 123V122H24ZM38 123V122H37ZM68 123H69V121H68ZM86 123V122H85ZM84 123V124H85ZM94 123V122H93ZM114 123H115V121H114ZM229 123H231V122H229ZM0 124H2L1 122H0ZM13 124V123H12ZM39 124V123H38ZM37 124V125H38ZM67 124V123H66ZM92 124V123H91ZM118 124V123H117ZM216 124V123H215ZM240 124V123H239ZM10 125V124H9ZM15 125V126H16ZM20 125H22V123L20 124ZM23 125H25V124H23ZM22 125V126H23ZM62 125V124H61ZM65 125V124H64ZM69 125H70V123H69ZM68 125V126H69ZM86 125H88L87 123H86ZM96 125V124H95ZM114 125L115 124H113V126L112 127H114ZM138 125V124H137ZM147 125V124H146ZM217 125V124H216ZM227 125V124H226ZM235 125V124H234ZM241 125V124H240ZM244 125V124H243ZM12 126V125H11ZM14 126V127H15ZM68 126H67V128H68ZM73 126V123H71V127ZM81 126H83V124L81 125ZM100 126H101V124H100ZM122 126V125H121ZM141 126H143V125H141ZM212 126V125H211ZM230 126V125H229ZM229 126H227V127H229ZM260 126V125H259ZM5 127V126H4ZM7 127V126H6ZM6 127H5V129L4 130H6ZM30 127H32V126H30ZM58 127V126H57ZM61 127H63V126H61ZM76 127V126H75ZM84 128H85V126H83ZM101 127H105V126H101ZM108 127H109V125H108ZM134 127H135V124H134ZM140 127V126H139ZM218 127V126H217ZM236 127V126H235ZM264 127V126H263ZM0 128H1V126H0ZM23 128H25L24 126H23ZM22 128V129H23ZM65 128V127H64ZM86 128H89L88 126H86ZM92 128H93V126H92ZM94 128H96V126L94 127ZM93 128V129H94ZM118 128H119V126H118ZM211 128H213V126L211 127ZM216 128V127H215ZM220 128H222V127H220ZM238 128V127H237ZM254 128V127H253ZM252 128V129H253ZM260 128V127H259ZM13 129V128H12ZM16 129V128H15ZM20 129V128H19ZM59 129V128H58ZM63 129V128H62ZM75 129V128H74ZM74 129H72V130H74ZM82 129V128H81ZM101 129V128H100ZM110 129H113V128H110ZM122 129V128H121ZM125 130L127 129V128H124ZM199 129H202V128H200V126H199ZM198 129V130H199ZM205 129V128H204ZM203 129V130H204ZM229 129V128H228ZM232 129L233 128H231V131H232ZM263 129V128H262ZM8 130V129H7ZM17 130H18V128H17ZM60 130V129H59ZM58 130V131H59ZM63 130H66V128L65 129H63ZM70 130V129H69ZM78 130V127H77V129H76V131ZM79 130H80V128H79ZM78 130V131H79ZM83 130V134H84V129H82ZM123 130V129H122ZM156 130V129H155ZM194 130V129H193ZM212 130V129H211ZM234 130V129H233ZM256 130H257V128H256ZM255 130V131H256ZM8 131H10V129L8 130ZM68 131V130H67ZM71 131V130H70ZM75 131V130H74ZM73 131V132H74ZM88 131V130H87ZM93 131V130H92ZM95 132H96V130H94ZM105 131H107V130H105ZM118 131H119V129H118ZM128 131V130H127ZM190 131V130H189ZM243 131V130H242ZM249 131V130H248ZM14 132V131H13ZM72 132V131H71ZM90 132V134H89V136L90 135H92L91 137L92 138H94L93 136L94 135H97L98 133H96V134H94L93 132H91V130L90 131H88V133ZM116 132V131H115ZM120 132V131H119ZM122 132V131H121ZM123 132H124V130H123ZM126 132V131H125ZM130 132V131H129ZM147 132H149L148 130H147ZM158 132H159V130H158ZM158 132H156V133H158ZM197 132V131H196ZM217 132V131H216ZM234 132V131H233ZM232 132V133H233ZM236 132H237V130H236ZM246 132V131H245ZM264 132V131H263ZM63 133V132H62ZM86 131H85V135H86ZM101 133V132H100ZM114 133V132H113ZM181 133V132H180ZM215 133V132H214ZM222 133H223V131H222ZM65 134V133H64ZM68 134V133H67ZM82 134V135H83ZM103 134V133H102ZM111 134H112V132H111ZM117 134V133H116ZM125 134V133H124ZM131 134H132V132H131ZM130 134V135H131ZM151 134H152V132H151ZM189 134V133H188ZM191 134H192V132H191ZM203 134V133H202ZM201 134V135H202ZM210 134V133H209ZM253 134V133H252ZM257 134V133H256ZM66 135V134H65ZM108 135V134H107ZM118 135V134H117ZM150 135V134H149ZM194 135H196V134H194ZM198 135V134H197ZM226 135H228V134H226ZM236 135H238V133L236 134ZM235 135V136H236ZM263 135V134H262ZM62 136V135H61ZM68 136H70V135H68ZM67 136V137H68ZM76 136H78L77 134H76ZM84 136V135H83ZM86 136H88V135H86ZM100 136V138H101V136L102 135H99ZM104 136H105V133H104ZM103 136V137H104ZM114 136H115V134H114ZM126 136H127V134H126ZM141 136V135H140ZM139 135H138V137H140ZM183 136V135H182ZM193 136V135H192ZM209 136V135H208ZM219 136V135H218ZM220 136H222V135H220ZM72 137V136H71ZM70 137V138H71ZM96 137V136H95ZM105 137H107V136H105ZM119 137V136H118ZM117 137V138H118ZM120 137H122V134H121V136ZM189 137V136H188ZM199 137V136H198ZM197 137V138H198ZM216 137V136H215ZM244 137H245V135H244ZM243 137V138H244ZM253 137V136H252ZM256 137V136H255ZM254 137V138H255ZM260 137V136H259ZM66 138V137H65ZM73 138V137H72ZM76 138V137H75ZM80 138V136L78 137V140L80 141L81 139H79ZM82 138V137H81ZM115 139H116V137H114ZM190 138V137H189ZM192 138V137H191ZM190 138V139H191ZM201 138V137H200ZM210 138V137H209ZM217 138V137H216ZM215 138V139H216ZM77 139V138H76ZM108 139H109V135H108ZM114 139V140H115ZM130 139V138H129ZM144 139V138H143ZM188 139V138H187ZM194 139V138H193ZM214 139V140H215ZM251 139V138H250ZM249 139V140H250ZM260 139H261V137H260ZM68 140H70V139H67V141ZM75 139H73V141H74ZM86 140H87V138H86ZM97 139H95V141H96ZM102 140H104V139H101L100 141H102ZM111 140H113V139H111ZM111 140H109V141H111ZM120 140V139H119ZM126 140V139H125ZM136 141L135 142H137L138 141V138H136L135 139ZM140 140H142V138L140 139ZM182 140H183V138H182ZM204 140V139H203ZM231 140V139H230ZM253 140V139H252ZM255 140H256V138H255ZM262 140H263V137H262ZM70 141H72V140H70ZM83 141H85V140H83ZM82 141V142H83ZM89 141H90V139H89ZM92 141H94V139L92 140ZM92 141H90V142H92ZM100 141H98L97 140V142H99L100 143ZM105 141V140H104ZM147 141V140H146ZM149 141V140H148ZM164 141H166V140H164ZM163 141V142H164ZM194 141H196V140H194ZM200 141H201V139H200ZM4 142V141H3ZM81 142V141H80ZM82 142H81V144L80 145H83L82 144ZM89 142V143H90ZM116 142H118V141H116ZM124 142V141H123ZM178 142V141H177ZM213 142V141H212ZM222 142V141H221ZM239 142V141H238ZM258 142V141H257ZM22 143V142H21ZM71 143V142H70ZM86 143H88V142H86ZM95 142H93L92 144H94ZM105 143V142H104ZM104 143H102V144H104ZM144 143V142H143ZM154 143V142H153ZM158 143H159V141H158ZM189 143V142H188ZM188 143H186V144H188ZM196 143V142H195ZM203 143V142H202ZM216 143V142H215ZM240 143V142H239ZM243 143V142H242ZM245 143H246V141H245ZM2 144V143H1ZM3 144H5V143H3ZM23 144H25V143H23ZM29 144V143H28ZM76 144H77V142H76ZM127 144V143H126ZM132 144V143H131ZM137 144V143H136ZM145 144H146V142H145ZM148 144V143H147ZM156 144V143H155ZM173 144V143H172ZM220 144V143H219ZM72 145V144H71ZM79 145V144H78ZM86 145V144H85ZM117 145V144H116ZM134 145V144H133ZM164 145V144H163ZM174 145V144H173ZM198 145V144H197ZM212 145V144H211ZM227 145V144H226ZM256 145V144H255ZM24 146V145H23ZM73 146H75V144L73 145ZM87 146H89V145H87ZM106 146V145H105ZM115 146V145H114ZM124 146V145H123ZM132 146V145H131ZM130 146V147H131ZM146 146V145H145ZM180 146V145H179ZM191 146V145H190ZM216 146V145H215ZM11 147H12V145H11ZM28 147V146H27ZM31 147V146H30ZM33 147V146H32ZM72 147V146H71ZM76 147V146H75ZM92 147V146H91ZM99 147V146H98ZM107 147V146H106ZM111 147H113L112 145H111ZM116 147V146H115ZM127 146H125V148H126ZM129 147V146H128ZM127 147V148H128ZM134 147V146H133ZM149 147V146H148ZM151 147V146H150ZM192 147V146H191ZM190 147V148H191ZM196 147V146H195ZM195 147H193V148H195ZM25 148V147H24ZM24 148H22V151H23V149ZM78 148V147H77ZM102 148H103V146H102ZM109 148V147H108ZM125 148H124V150H125ZM135 148V147H134ZM143 148V147H142ZM147 148V147H146ZM145 148V149H146ZM153 148H155V147H153ZM162 148V147H161ZM167 148H169V147H167ZM172 148V147H171ZM200 148H202V147H200ZM206 148V147H205ZM19 149V148H18ZM100 149V148H99ZM98 149V150H99ZM105 149V148H104ZM110 149V148H109ZM112 149V148H111ZM110 149V150H111ZM113 149H114V147H113ZM139 149V148H138ZM152 149V148H151ZM25 150L26 149H24V152H25ZM29 150H30V148H29ZM35 150V149H34ZM83 150V149H82ZM81 150V151H82ZM87 150V149H86ZM91 150V149H90ZM108 150V149H107ZM154 150V149H153ZM164 150V149H163ZM166 150V149H165ZM206 150V149H205ZM75 151V150H74ZM128 151L130 152V154H131V151H130V149H128ZM151 151V150H150ZM181 151V150H180ZM228 151V150H227ZM76 152V151H75ZM90 152V151H89ZM163 152V151H162ZM190 152V151H189ZM208 152H209V150H208ZM217 152V151H216ZM242 152V151H241ZM246 152V151H245ZM74 153V152H73ZM85 153H87V152H85ZM117 152H115V154H116ZM153 153V152H152ZM183 153V152H182ZM227 153H229V152H227ZM250 153H252V152H250ZM90 154V153H89ZM110 154V153H109ZM139 154V153H138ZM141 154V153H140ZM143 154V153H142ZM166 154V153H165ZM176 154V153H175ZM205 154V153H204ZM218 154V153H217ZM95 155H97V154H95ZM105 155H107V154H105ZM121 155V154H120ZM125 155V154H124ZM129 155V154H128ZM171 155V154H170ZM226 155H228V154H225V156ZM76 156V155H75ZM84 156V155H83ZM102 156V155H101ZM109 156V155H108ZM111 156V155H110ZM122 156H123V154H122ZM138 156V155H137ZM151 156V155H150ZM153 156V155H152ZM189 156V155H188ZM191 156V155H190ZM197 156H199V155H197ZM201 156V155H200ZM219 156V155H218ZM248 156V155H247ZM261 156V155H260ZM263 156V155H262ZM79 157V156H78ZM77 157V158H78ZM85 157V156H84ZM88 157H89V155H88ZM95 157V156H94ZM113 157V156H112ZM127 157V156H126ZM130 157V156H129ZM141 157V156H140ZM163 157V156H162ZM167 157V156H166ZM169 157H172V156H169ZM169 157H167V158H169ZM192 157V156H191ZM195 156H193V158H194ZM217 157V156H216ZM228 157V156H227ZM258 157V160H259V156H257ZM256 157V158H257ZM67 158V157H66ZM102 158H105V157H102ZM121 158V157H120ZM144 158V157H143ZM154 158H156V157H154ZM200 158V157H199ZM204 158H206V157H204ZM203 158V159H204ZM209 158V157H208ZM220 158H221V156H220ZM226 158V157H225ZM249 158V157H248ZM252 158V157H251ZM68 159H70V157L68 158ZM84 159V158H83ZM124 159V158H123ZM162 159V158H161ZM166 159V158H165ZM188 159H189V157H188ZM192 159V158H191ZM190 159V161H192ZM197 159V158H196ZM214 159V158H213ZM213 159H212V161H213ZM90 160V159H89ZM95 160V159H94ZM107 160V159H106ZM128 160V159H127ZM127 160H125V161H127ZM133 160V159H132ZM172 160V159H171ZM211 160V159H210ZM225 160V159H224ZM248 160V159H247ZM63 161V160H62ZM82 161V160H81ZM84 161V160H83ZM91 161V160H90ZM99 161V160H98ZM108 161H109V159H108ZM138 161V160H137ZM162 161V160H161ZM183 161V160H182ZM199 161V160H198ZM220 161H222V160H220ZM253 161V160H252ZM86 162V161H85ZM88 162V161H87ZM114 162H115V160H114ZM117 162V161H116ZM121 162H122V160H121ZM151 162V161H150ZM165 162V161H164ZM264 162V161H263ZM68 163V162H67ZM75 163V162H74ZM79 163V162H78ZM109 163H110V161H109ZM124 163V162H123ZM128 163V162H127ZM137 163H139V162H137ZM177 163V162H176ZM176 163H175V165H176ZM183 163V162H182ZM207 163V162H206ZM248 163H250V162H248ZM254 163V162H253ZM117 164V163H116ZM144 164V163H143ZM146 164V163H145ZM144 164V165H145ZM153 164V163H152ZM155 164V163H154ZM172 164H173V162H172ZM203 164V163H202ZM252 164V163H251ZM77 164H75V166H76ZM94 165V164H93ZM99 165V164H98ZM97 165V166H98ZM107 165H108V163H107ZM113 165V164H112ZM165 165V164H164ZM182 165V164H181ZM184 165V164H183ZM185 165H186V163H185ZM207 165V164H206ZM91 166V165H90ZM109 166H111L110 164H109ZM150 166L151 165H149V168H150ZM157 165L155 164V167H156ZM167 166V165H166ZM165 166V167H166ZM172 166V165H171ZM187 166V165H186ZM211 166H212V164H211ZM73 167V166H72ZM77 167V166H76ZM89 167V166H88ZM118 167V166H117ZM123 167V166H122ZM137 167V166H136ZM139 167V166H138ZM138 167H137V171H138ZM176 167V166H175ZM178 167H179V163H178ZM177 167V168H178ZM180 167H182V166H180ZM205 167V166H204ZM246 167V166H245ZM71 168V167H70ZM90 168V167H89ZM107 168V167H106ZM125 168V167H124ZM131 168V167H130ZM134 168H135V166H134ZM143 168H144V166H143ZM197 168V167H196ZM47 169V168H46ZM67 169V168H66ZM76 168L74 167V170H75ZM78 169V168H77ZM76 169V170H77ZM82 169V168H81ZM81 169L78 171V172H80L81 171ZM85 169H87V168H85ZM151 169V168H150ZM154 169V168H153ZM184 169V168H183ZM206 169H207V167H206ZM38 170V169H37ZM42 170V169H41ZM40 170V171H41ZM44 170H45V168H44ZM43 170V171H44ZM69 170V169H68ZM72 170V169H71ZM91 170V169H90ZM133 170V169H132ZM145 170V169H144ZM165 170H166V168H165ZM194 169H192V171H193ZM212 169H210V171H211ZM47 171V170H46ZM126 171V170H125ZM172 171V170H171ZM190 171V170H189ZM205 171V170H204ZM66 172H68V171H66ZM71 172V171H70ZM86 172V171H85ZM109 172V171H108ZM134 172V171H133ZM136 172V171H135ZM149 172V171H148ZM161 171H159V173H160ZM167 172H169V171H167ZM232 172V171H231ZM45 174H46V172H44ZM49 173V172H48ZM62 173V172H61ZM72 173H73V171L71 172V175H72ZM75 173V172H74ZM77 173V172H76ZM82 173V172H81ZM93 173V172H92ZM102 173V172H101ZM125 173V172H124ZM128 173V172H127ZM143 173V172H142ZM174 173V172H173ZM28 174V173H27ZM67 174V173H66ZM65 174V175H66ZM68 174H70V173H68ZM86 174V173H85ZM103 174V173H102ZM111 174H112V172H111ZM132 174H134V173H132ZM168 174V173H167ZM185 174V173H184ZM186 174H188V173H186ZM199 174V173H198ZM225 174V173H224ZM41 175V174H40ZM51 175V174H50ZM78 175V174H77ZM92 175V174H91ZM104 175V174H103ZM146 175H147V173H146ZM157 175H159L158 174V172H157ZM162 175H163V172H162ZM192 175H196L197 176V174H192ZM237 175V174H236ZM19 176V175H18ZM33 175H31V177H32ZM36 176V175H35ZM95 176V175H94ZM100 176V175H99ZM110 176V175H109ZM127 176V175H126ZM125 176V177H126ZM177 176V175H176ZM185 176V175H184ZM183 176V177H184ZM188 176V175H187ZM24 177V176H23ZM41 177H43V175L41 176ZM45 177H46V175H45ZM85 176H83V178H84ZM88 177V176H87ZM107 177H108V175H107ZM118 177H120V176H118ZM128 177V176H127ZM131 177V176H130ZM134 177V176H133ZM133 177H132V179H133ZM166 177H168V176H166ZM174 177V176H173ZM235 177V176H234ZM52 178V177H51ZM69 178V177H68ZM98 178V177H97ZM129 178V177H128ZM178 178V177H177ZM180 178V177H179ZM178 178V179H179ZM187 178V177H186ZM195 178V177H194ZM218 178H219V176H218ZM223 178V177H222ZM12 179V178H11ZM15 179V178H14ZM13 179V180H14ZM42 179H44V177L42 178ZM55 179V178H54ZM53 179V180H54ZM85 179H86V177H85ZM131 179V178H130ZM159 179V178H158ZM164 179V178H163ZM170 179H171V177H170ZM22 180H23V178H22ZM27 180V179H26ZM35 180V179H34ZM41 180V179H40ZM104 180V179H103ZM107 180V179H106ZM157 180V179H156ZM166 180V179H165ZM183 180V179H182ZM188 180H190V178L188 179ZM195 180V179H194ZM257 180V179H256ZM17 181V180H16ZM101 181H102V179H101ZM180 181V180H179ZM187 181V180H186ZM14 182V181H13ZM27 182V181H26ZM41 182H42V180H41ZM44 182V181H43ZM50 182H52V180L50 181ZM57 182V181H56ZM60 182H61V180H60ZM161 182V181H160ZM183 182V181H182ZM253 182V181H252ZM19 183V182H18ZM30 183V182H29ZM32 183H33V181H32ZM45 183V182H44ZM54 183V182H53ZM148 183V182H147ZM174 183V182H173ZM184 183V182H183ZM17 184V183H16ZM23 184H24V182H23ZM39 184V183H38ZM37 184V185H38ZM52 184V183H51ZM95 184V183H94ZM122 184V183H121ZM125 185H127L126 183H124ZM176 184V183H175ZM180 184V183H179ZM19 185V184H18ZM33 185V184H32ZM45 185V184H44ZM79 185V184H78ZM96 185V184H95ZM99 185H100V182H99ZM132 185H134V183L132 184ZM151 185V184H150ZM163 185V184H162ZM173 185V184H172ZM21 186V185H20ZM19 186V187H20ZM46 186V185H45ZM131 186V185H130ZM179 186H181V185H179ZM185 186H186V184H185ZM42 187V186H41ZM73 187V186H72ZM82 187V186H81ZM127 186H125V188H126ZM133 187V186H132ZM146 187V186H145ZM158 187H159V185H158ZM172 187V186H171ZM176 187V186H175ZM182 187H183V185H182ZM195 187V186H194ZM28 188V187H27ZM43 188V187H42ZM124 188V187H123ZM124 188V189H125ZM167 188H170V187H167ZM172 188H174V186L172 187ZM99 189V188H98ZM111 189V188H110ZM119 189H120V187H119ZM139 189V188H138ZM174 189H177V188H174ZM178 189H179V187H178ZM185 189V188H184ZM105 190V189H104ZM121 190V189H120ZM131 190V189H130ZM137 190V189H136ZM150 190V189H149ZM165 190H166V188H165ZM199 190V189H198ZM68 191H70L69 189H68ZM67 191V192H68ZM73 191V190H72ZM93 191H95V190H93ZM92 191V192H93ZM100 191H102L101 190V188H100ZM122 191H123V189H122ZM132 191V190H131ZM135 191V190H134ZM134 191H132V192H134ZM1 192V191H0ZM167 192V191H166ZM169 192V191H168ZM175 192H177V191H175ZM95 193H96V191H95ZM123 193V192H122ZM131 192H129V194H130ZM135 193V192H134ZM139 193V192H138ZM102 194V193H101ZM6 195V194H5ZM124 195V194H123ZM139 195V194H138ZM2 196V195H1ZM129 196H131V195H129ZM134 196V195H133ZM253 196V195H252ZM5 197V196H4ZM9 197H10V195H9ZM117 197H119V200H120V197H122V195L120 196H117ZM132 197V196H131ZM135 197V196H134ZM133 197V198H134ZM248 197V196H247ZM247 197H246V199H247ZM2 198V197H1ZM128 198V196H126V198H125V200ZM7 199V198H6ZM10 199V198H9ZM13 199V198H12ZM124 199V198H123ZM123 199H121V200H123ZM129 199H130V197H129ZM180 199V198H179ZM245 199V197H244V200H246ZM255 199V198H254ZM86 200H87V198H86ZM116 200H118V199H116ZM134 199H132V201H133ZM242 200V199H241ZM244 200H243V202H244ZM19 201V200H18ZM90 201V200H89ZM88 201V202H89ZM128 201V200H127ZM131 201V202H132ZM181 201V200H180ZM240 201V200H239ZM99 202H100V200H99ZM120 202V201H119ZM173 202V201H172ZM203 202V201H202ZM241 202V201H240ZM1 203V202H0ZM21 203V202H20ZM107 203V202H106ZM115 203V202H114ZM121 203V202H120ZM247 203V202H246ZM5 204V203H4ZM97 204V203H96ZM122 204H123V202L121 203V204H119V205H121L122 206ZM126 204H127V202H126ZM169 204V203H168ZM175 204V203H174ZM11 205V204H10ZM99 205V204H98ZM118 205V207H120ZM6 206V205H5ZM33 206V205H32ZM107 206H108V204H107ZM112 204H111V208H112ZM114 206H116V205H114ZM113 206V207H114ZM166 206V205H165ZM170 206V205H169ZM1 207V206H0ZM3 207V206H2ZM34 207V206H33ZM109 207V206H108ZM117 206H116V208H118ZM4 208V207H3ZM2 208V209H3ZM13 208V207H12ZM25 208V207H24ZM116 208L114 207V210H116ZM162 208H164V204H160V205H158V206H156L155 205V203H153V202H151V201H147V202H145V203H142V204H138L137 206H136V208L135 209H131L130 210V212L128 211L126 214H124V216L123 217H118L116 220H114L113 221V223H111V226H107V230H110V231H112V232H115V231H119V230H123V229H129L128 231H133L134 230V228L133 227H136L137 225H140V223H138V221H140V218L138 219V218H136V216H139V215H141L142 216V218H143V222H145L146 220H148V219H150L151 217H153V216H155L156 214H158V212L162 209ZM174 208V207H173ZM1 209V208H0ZM107 209H109V208H107ZM4 211H5V208L3 209ZM3 210H2V212H3ZM13 210V209H12ZM15 210V209H14ZM71 210V209H70ZM72 210H74V209H72ZM112 210V209H111ZM1 211V210H0ZM113 211V210H112ZM117 211V210H116ZM9 212V211H8ZM18 212V214H19V211H17ZM241 212V211H240ZM15 213V212H14ZM3 214V213H2ZM10 214V213H9ZM23 214V213H22ZM42 214H44V212L42 213ZM1 215V214H0ZM250 215H252V214H250ZM249 215V216H250ZM4 216H6V215H4ZM12 216V215H11ZM10 216V217H11ZM36 216V215H35ZM7 217V216H6ZM40 217V216H39ZM39 217L37 218V219H39ZM97 217V216H96ZM103 217V216H102ZM2 218H4L5 219V217H3V215H2ZM14 218V217H13ZM16 218V217H15ZM100 218H101V216L99 217L98 216V218L97 219H99L100 220ZM3 219V220H4ZM33 219V218H32ZM93 220L95 223L98 221V220ZM1 220V219H0ZM8 220V219H7ZM11 220H13L12 218H11ZM10 220V221H11ZM245 220V219H244ZM260 220V219H259ZM17 221V220H16ZM5 222V221H4ZM8 222V221H7ZM14 222V221H13ZM35 222V221H34ZM33 222V223H34ZM238 222V221H237ZM32 223V222H31ZM235 223V222H234ZM1 224H4L3 222H1ZM56 224V223H55ZM16 225V224H15ZM14 225V226H15ZM56 225H58V224H56ZM69 225V224H68ZM236 225V224H235ZM250 225V224H249ZM7 226H9L8 224H7ZM3 227V226H2ZM10 227V226H9ZM255 227V226H254ZM6 228V227H5ZM8 228V227H7ZM103 228V227H102ZM102 228H101V230H102ZM250 229V226H248L247 227V229ZM237 229V228H236ZM248 229V230H249ZM252 229H253V226H252ZM1 230V229H0ZM231 230H232V228H231ZM6 230H4V232H5ZM12 231V230H11ZM9 232H10V228H9ZM13 232V231H12ZM91 232V231H90ZM224 232V231H223ZM255 235H258V234H256L257 232H255V230L254 231H252ZM6 233V232H5ZM241 233V232H240ZM89 234H91V233H89ZM88 234V238L90 237V235ZM96 234V233H95ZM218 234V233H217ZM238 234V233H237ZM244 235V234H243ZM112 236V235H111ZM110 236V237H111ZM240 236V235H239ZM115 237H116V235H115ZM220 237V236H219ZM222 237V241H223V239H224V236H221ZM246 237V236H245ZM251 237V236H250ZM109 238V237H108ZM79 239V238H78ZM89 239H91V238H89ZM89 239H87V240H89ZM81 240H82V238H81ZM86 240V241H87ZM246 240V239H245ZM68 241V240H67ZM69 241H71V240H69ZM68 241V242H69ZM246 241H248V240H246ZM71 242H75V241H71ZM70 242V243H71ZM85 242V241H84ZM59 243H61V242H59ZM253 244H255V243H253ZM81 246V245H80ZM218 246H219V244H218ZM75 247V246H74ZM263 247V246H262ZM166 248L168 249H170L171 250V252L173 251L174 252V250L175 249H179L181 252H183V255L186 257V260L188 261L189 259H190V257H191V255H188V249H193L192 247H190V246H188V247H186V248H184V247H182V246H178V245H176V244H174V243H172V244H169V245H167L166 246ZM221 249V248H220ZM243 250V249H242ZM264 250V249H263ZM114 251L115 252H117V253H121V254H123V253H125V251H124V249H114ZM217 251V250H216ZM216 251L214 250L213 252L214 253H216ZM223 251H224V249H223ZM227 251V250H226ZM247 251V250H246ZM15 255H13V254H8V256L11 258V262L9 263V264H19L20 262H21V260H22V258H21V255H22V253L19 251V250H17V249H15ZM152 252V251H151ZM161 252V251H160ZM221 252V251H220ZM229 252V251H228ZM227 252V253H228ZM245 252V251H244ZM248 252V251H247ZM250 252V251H249ZM157 253V252H156ZM226 253V254H227ZM229 253H231V252H229ZM236 253V252H235ZM241 253V252H240ZM254 253H257V252H254ZM3 254H5V253H2V255ZM172 254V253H171ZM194 254H197V253H194ZM237 254V253H236ZM193 255V254H192ZM213 255V254H212ZM216 255V254H215ZM4 256V255H3ZM222 256H223V254H222ZM253 257H255L254 256V254L252 255ZM71 257H75V255H74V253H72V254H70L68 257H67V259H71ZM0 258H1V254H0ZM21 258V259H20ZM184 258V257H183ZM193 257H191V259H192ZM206 258V257H205ZM208 258V257H207ZM217 258V260H218V257H215V259ZM73 260V259H72ZM185 260V261H186ZM196 260H198V259H196ZM199 260H200V258H199ZM209 259H207V261H208ZM241 260V259H240ZM82 261V260H81ZM183 262V261H182ZM189 262V261H188ZM190 262H194V260H190ZM198 262V261H197ZM196 262V263H197ZM75 264H78V263H76V261L74 262ZM73 263V264H74ZM82 263H84V262H82ZM0 264H2V263H0ZM39 264V263H38ZM42 264V263H41ZM68 264H71V263H68ZM182 264V263H181ZM198 264V263H197Z\"/></svg>",
    "mask_w": 264,
    "mask_h": 264
}]
</instances>
